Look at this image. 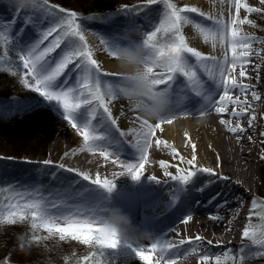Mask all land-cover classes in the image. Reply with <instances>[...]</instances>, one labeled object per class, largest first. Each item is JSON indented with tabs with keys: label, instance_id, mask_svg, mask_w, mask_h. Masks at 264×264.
Masks as SVG:
<instances>
[{
	"label": "snow or ice",
	"instance_id": "snow-or-ice-1",
	"mask_svg": "<svg viewBox=\"0 0 264 264\" xmlns=\"http://www.w3.org/2000/svg\"><path fill=\"white\" fill-rule=\"evenodd\" d=\"M14 2L19 9L29 8L30 10L48 11V0H27V3L25 0H14ZM227 2L235 8V16L229 14V22L224 21L222 14L218 19L201 12L196 7L178 8L171 0H147L145 7L161 3L163 8L158 23L154 28L144 33L142 41L150 49L149 56L153 52L162 53L167 50L175 57L174 67L167 74H155V79L152 80L153 85L164 90L172 106H179L188 98L187 93L178 95L174 87L177 85V81L182 78L187 82L186 86L194 93V96L203 100L201 104L203 110L200 111V116H204L210 111L217 114L224 113L231 104L233 105L232 116L236 118L242 117L249 109L252 110L253 114L249 119V126H252L256 116L255 108L248 102V94L250 92L255 101H259L261 97L257 91L250 90L248 85L239 83L232 73L239 66V76L247 78L245 66L249 62L247 58L252 54V38L243 34L239 27L250 23V21L239 19L240 9L243 7L248 13L260 12L261 9L242 4L241 0H227ZM260 2L264 4V0H260ZM121 11L129 10L122 9ZM59 12L65 13V16L58 18L57 22L42 30L40 38L28 46L26 51L19 53L18 59L22 68L26 70L25 75L31 78V83L28 79L23 82L31 91L38 93L46 101L55 103L63 109L65 121L82 138L83 143L80 151L93 154L98 152L105 160L113 157V164L123 166L132 179L139 180L143 176L148 152L152 148L156 130L163 131L162 125L172 124L177 115L175 113L168 115L155 124L143 121L139 115H136L133 122L138 123V127L128 131L121 130L118 119L113 116L110 108V104L122 96V90L118 87L119 73L101 70V63L94 58V52L88 46L81 24L76 22L77 14L68 12L64 8H59ZM186 13H196L206 20L212 21V25L209 26L195 22L194 27L204 42L211 43L213 49L216 48L217 44L222 49L227 45L223 59L214 55L205 56L188 45L182 33V27L194 22ZM24 22L29 23L30 21L25 19ZM16 23L17 18L15 16L6 21H0V38L10 39V35L5 36V29L7 28L10 33ZM125 30L132 32L135 29L133 26L127 25L118 38L112 42L99 37V43L104 46V51L114 59L115 52L122 43ZM20 31L22 32L23 29ZM158 35H162L166 39H158ZM260 42L264 43V41ZM229 50L232 54L231 59L228 57ZM189 57L194 58V61L190 62ZM70 65L73 66L72 69L69 68ZM72 70L78 73L74 83L70 84L67 79L60 81V77L66 76V73ZM198 70L207 75L208 80L211 81L210 84L201 79ZM147 71L152 73L153 69L149 67ZM103 77H116V80H105L102 79ZM161 86L165 87L162 88ZM233 89H239L240 94L244 95V99L241 100L239 95L233 99ZM85 108L87 109V117L84 116V122L81 123L78 114ZM132 110L139 112L138 108L133 107ZM189 114L187 110L183 112V115ZM121 115H124L123 109ZM221 123L225 124L233 134L243 132L239 123L234 127L231 126L230 120H221ZM128 137H132V140H128ZM155 143L157 146L164 145L165 148L171 149L173 156L179 155L166 141L157 139ZM187 143L191 145V159L185 160L182 156L179 158L190 168H178L177 174L173 175L167 170L169 165L161 161L160 167L164 169V175L184 186L192 183L194 178L201 173L216 176L217 173L213 169L197 166L196 145L190 139L187 140ZM121 144H127L136 149L139 154L136 163H127L120 158L117 153ZM43 163L47 166L53 162L46 160ZM57 167L64 168L63 165H57ZM65 170L75 172L83 181L95 185L98 190L94 193L90 192L88 196L80 199L82 193L89 190L73 191L72 185L76 181L70 182L56 195L43 193L39 186L31 189L15 188L12 195L7 198L8 203L6 205L0 204V225H14L18 221H25L30 218L33 230H42L49 236L58 235L60 241L71 239L95 249L96 251L83 258L84 264H108L106 257L109 254L121 256L120 249L122 247L130 249L131 253L145 264H152L153 257L145 254L143 245L138 242L115 240L111 231L101 226L105 209L102 206L100 193H111L115 188V181L101 180L99 175L92 179L88 172H79L71 168ZM150 177L157 180L155 176ZM221 178L226 179L225 177ZM9 188H12V185L0 186V191ZM198 191H203V189H198ZM224 204H227V201H224ZM220 206L222 205H218V207ZM257 207L258 202L253 200L250 218ZM260 207L264 209V205H260ZM209 218L217 219L218 217L210 216ZM192 219L193 215L189 214L182 218L180 223L188 224ZM261 219H264V216H261ZM172 231H175V228ZM242 238H250L254 244L264 247V230L257 234L255 231L250 232L249 228H245ZM32 239L39 241L40 237L34 235ZM203 240L204 238L200 235L195 236L194 239L191 237L180 239L178 243L166 240L161 242V239H155L151 243L150 250L160 253L157 259V264H159V260L164 259V253L185 244L195 245ZM211 243L208 241V244ZM190 251L196 253V248H192ZM188 254L189 250H185L183 254L176 253L174 257L166 260V264H177V260L182 258V255L186 257ZM243 259L241 256L240 260L243 261ZM210 260H214V264H222L219 255L213 256L205 252L199 256L200 264H207ZM77 264H81V262L77 261Z\"/></svg>",
	"mask_w": 264,
	"mask_h": 264
},
{
	"label": "rangeland",
	"instance_id": "rangeland-1",
	"mask_svg": "<svg viewBox=\"0 0 264 264\" xmlns=\"http://www.w3.org/2000/svg\"><path fill=\"white\" fill-rule=\"evenodd\" d=\"M171 2L176 4L178 8L188 7L186 6V3H184V0H171ZM146 3L147 0L129 2L121 1L114 6L109 2H103L97 9L84 11L75 8H65L48 0V11H42L30 10L29 8L19 9L14 0H0V9L8 7L11 12V15L9 14L10 16H0V21H6L14 16L16 18L19 16V18H17L18 24H15L10 33L7 28L5 29V36L10 35L11 38H0V115L3 118L2 123H9L10 125V127L7 128L8 130L2 131L6 134L0 133V186L12 185V188L0 191V204L6 205L8 203L7 198L12 195V191L15 188L31 189L35 186H39L43 193H52L53 195H56L61 189L67 187L70 182L76 181V183L72 185L73 191L82 189L89 190L83 192L80 199L88 196L90 192L94 193L98 190L95 185H91L89 182H84L78 179V177H74L70 182L66 181L67 179L63 175L64 171L57 167L58 164L56 165L53 163L47 166L44 165V161L50 160L63 165L70 164L75 166L74 168L76 171L86 172V169L81 162L75 163V158L79 156L75 155V151L72 150L75 147V143L70 140L75 139L79 134L65 121L63 109L55 103L46 101L39 96L38 93L31 91L29 87L25 86L23 81L28 79L31 83V78L30 76L25 75L26 70L22 68V64L18 59L19 53L23 51L22 48L19 49L20 45L21 47L24 45L28 47L33 41L38 40L39 38L33 37L34 34H41L42 30L53 25L57 22L58 18H63L65 13H60L59 8H64L68 12H75L77 14L78 19L76 22L81 24L87 43L93 41L95 48L103 53L106 59L116 62L114 58L110 57L104 51V46L99 43V37L101 36L109 42L115 41L124 31L125 27L131 25L135 29L131 34L135 39L142 40L144 38V33L154 28L158 23L163 8L161 3L145 7ZM249 6L259 8L261 11L248 13L242 7L240 9L239 19H247L250 23L246 26L244 24L240 25L239 27L243 34L252 38V47L254 48L255 46H258L259 41H264V4L256 3ZM122 9H128L129 11H121ZM186 15L193 20L194 23L188 24L193 27L195 22H199L203 26L212 25L210 21L198 16L196 13H186ZM90 17H92V19H90ZM36 18L42 19L43 24L41 27V23L37 24ZM25 19H28L30 22L25 23ZM21 29H23L22 32L20 31ZM21 33L22 36L18 37ZM158 39H166V37L158 35ZM261 44L264 46V43ZM24 51H26V49ZM259 55H264V48ZM53 56H55V54H53ZM189 60L190 62L194 61V58L189 57ZM72 68L73 66L70 65V69ZM74 71L75 70H72L66 73V76H62L61 80L64 81L65 79H68L70 73L72 74ZM102 79L115 81L116 77H103ZM177 84L179 85L178 91H180V93L184 89L189 90V92L191 91L187 88L182 78L177 81ZM258 94L261 97L260 99H263L264 88ZM122 97L123 96H120L116 101L110 104L113 116L117 119L119 116L114 113V109L118 102L121 101ZM200 102L203 103V100H200ZM181 108L182 106H175L174 108H170L169 112L176 113ZM191 109L193 112L194 110H198L197 108ZM44 111L50 112L55 119V124H51L55 136L47 150L43 149L44 140L38 139L34 136V130L40 126L42 121L41 117ZM78 115L79 118H82V115L86 118L87 109H82L81 113ZM119 147L126 150L124 144H121ZM19 149H22L21 154L16 152V150ZM126 152L131 154L133 153V150L129 148ZM109 167L110 165L101 167L97 170L98 173L94 176L97 177V175H99L101 180H112V178L105 173V170ZM145 169H148L146 163ZM120 177L121 176H119V179ZM122 178L127 179L128 184L133 182L131 175H128L127 171ZM24 180L27 181L24 182ZM143 183L144 181L142 180L141 182H134V184L139 185H142ZM123 190H119L117 186H115L111 193H100L102 206L105 209L104 217L112 209H118L126 215L131 221V234L133 235V241L143 245L145 254L153 257L152 264H157V259L159 258L160 253L150 250L151 243L155 239H161V242L165 240L171 242L170 238L173 236L169 229H165L162 232L153 230L155 227L165 222V219L161 222L157 221V217L160 214L159 211L164 207H159V210L156 213L144 209H137L136 205L129 204L130 201H128L127 198L137 197L138 195H147L151 190H143L141 194L139 193L137 196L134 195L133 192ZM206 203L207 202L199 201L195 202V204L191 203L192 205H189L198 208L200 205H205ZM260 205H264V198L259 194L258 207L250 218V212L252 210L251 205L250 210L246 214L247 220L244 227V229L249 228L250 232L255 231L257 234H259L261 230H264V219H261V216H264V209H262ZM189 212H184L183 218L189 214L193 216L196 214V211ZM181 219V217H177L172 220L167 228L182 224L180 223ZM142 231H149L153 234L150 236L152 239L148 245L145 244L141 238ZM186 232L189 231L186 230ZM34 235L39 236L40 240L34 241L33 248L43 257L44 264H77V261L84 264L83 258L89 256L93 251H96L95 249L82 245L77 241H72L71 239L60 241L58 235L49 236L48 233L42 230H33L29 218L25 221H18L14 225H0V264H38L37 262H34L36 260L26 262V258L21 257L25 252L31 253V247L23 250L18 244H14L16 239L20 236L27 237L29 241H32ZM52 239L65 242V244H68L70 251L66 252L60 249L55 251L54 247L50 245ZM230 240L235 242L227 245L221 253L214 252L212 246L207 242H198L195 245L185 244L184 246L189 245L190 250L196 248V253H192L195 257V264H200L199 256L203 255L205 252L213 256H221L222 264H246L244 263V256L247 253L241 251V249H243L241 246L246 245L248 242L253 244L252 240L250 238H242V234L239 237H231ZM3 241H6L8 246L4 245ZM178 241L179 240L173 242L178 243ZM179 248L181 247L175 249ZM175 249L171 251L173 252ZM166 253H164V259L159 260V264H166ZM120 255L121 256L109 254L106 257L108 264H145V262L136 258L134 254L131 253L130 249H124L122 247L120 249ZM241 256L244 258L243 261L240 260ZM233 257H235V259H233ZM40 259L42 258L40 257ZM97 259H99V257H97ZM207 264H214V260L208 261Z\"/></svg>",
	"mask_w": 264,
	"mask_h": 264
},
{
	"label": "bare ground",
	"instance_id": "bare-ground-1",
	"mask_svg": "<svg viewBox=\"0 0 264 264\" xmlns=\"http://www.w3.org/2000/svg\"><path fill=\"white\" fill-rule=\"evenodd\" d=\"M184 3L188 7H196L201 12L209 16H215L218 19L222 14L225 22H228L230 13L235 16V8L230 6L227 0H184ZM241 3L252 5L261 2L260 0H241ZM210 22L212 23V21ZM247 24L244 25L246 26ZM182 33L190 47L200 51L205 56L214 55L219 59H223L227 45L222 49L217 44L216 48L213 49L211 43L204 42L195 27L188 24L182 27ZM33 37L40 38V33L34 34ZM88 46L93 50L94 58L101 63L102 71L119 73L120 70L116 62L106 59L103 53L95 48L93 41H89ZM21 48L24 51L27 46L21 47L20 45L19 49ZM263 48L264 46L260 41L258 46L252 47L253 53L247 58L249 62L245 66L247 78L239 76V66L232 73L239 83L248 85L250 90H255L258 93L264 88V55H259ZM231 55L229 50V59H231ZM77 75L76 71L72 72V74L70 73L67 79L68 82L70 84L74 83ZM198 75L207 83H211L207 75L202 71L198 70ZM61 79L62 77H60V81H63ZM184 83L185 85L187 84L186 81ZM174 87L178 95H184L186 92L188 98L184 100L183 104L179 105L182 108L175 113L177 118L174 122L162 125L163 131L160 129L156 130L152 148L148 152V160L146 162L148 169L144 168L143 176L139 180L133 179L134 182L144 181V185L136 186V190L139 193L144 189H150L151 192L147 195H138L127 199L130 201L129 204L136 205L137 209L148 210L152 213L157 212L159 207L166 206L167 210L162 212L163 215H167L165 222L153 230L162 232L165 229H169L173 235L170 238L171 242L189 237L194 239L195 236L200 235L204 238L202 242L207 241L208 243V241H211L212 243L209 245L212 246L213 251L221 253L227 245L235 242L230 240L231 237H239L243 233L247 220L246 214L250 210L253 200L258 202L259 194L264 198V135H261V133H264V98L255 101L249 92L248 102L255 108L256 116L252 126H249V119L253 114L251 109L242 117L236 118L232 116L233 105L229 104L227 111L224 113L217 114L214 111H210L204 116H200L197 114L203 109L201 108L202 103L199 101V97H195L194 93L189 92L187 89L180 93L178 84ZM238 95L241 100L244 99V95L240 94L239 89H233V99ZM174 107L171 105V108ZM132 108L129 101L122 97L114 109V113L119 116L118 123L121 130L128 131L131 128L138 127V123H134L133 120L136 115L140 114L132 110ZM191 108H197L198 110L193 112ZM122 109L124 110V115H121ZM185 110L190 114L183 115ZM172 114L174 113L169 112L168 115ZM81 117L79 118L78 115V119L83 123L84 115ZM221 120H230L233 127L239 123L243 128V132L231 133L228 127L221 123ZM151 123L155 124L157 121H152ZM127 139L131 141L132 137ZM157 139L166 141L179 155L173 156L171 149L165 148L164 145L157 146L155 143ZM188 139L196 145L197 166L211 168L217 175L209 176L201 173L189 185L181 186L179 182L170 180L164 175V169L160 167V163L161 161L168 163L169 167L167 170L173 175L177 174L178 168L189 169L190 166L181 162L179 158L182 156L185 160L191 159L192 149L191 145L187 143ZM70 141H74L75 147L72 150L75 151V155L79 156L75 158V163L81 162L92 179L96 178L94 175L98 173L97 170L110 165L105 170V173L115 181V186L119 190L126 189L127 179L122 178L126 169L123 166L113 164V157L105 160L98 152L92 155V153L89 154L87 151H80L83 143L80 135ZM124 146L126 150L119 147L117 154L127 163H136L139 158L136 149L127 144H124ZM127 148L128 150L129 148L132 149L133 153L129 154V152H126L128 151ZM68 168L64 167L62 170L66 171L65 169ZM70 173L75 175V172ZM119 176H121L120 179ZM150 176H155L157 180L151 179ZM64 177H69L68 180H73L68 174H64ZM201 188L203 191H198ZM213 197H216V199H213ZM199 201L207 203L200 205L198 208L189 205ZM224 201H227V204H224ZM218 205L222 206L218 207ZM189 211H196V214L188 224L167 228L172 220L177 217L183 218V213ZM210 216H217L218 218L210 219ZM174 228L175 231H172ZM186 230L189 232H186ZM151 235L153 234L149 231H142L141 238L145 244L148 245L150 243ZM133 242L136 243L135 241ZM185 250H189V254L186 257L182 255V258L177 260V264H187V262L188 264H195V257L192 255L189 245L166 253L165 258H172L176 253L183 254Z\"/></svg>",
	"mask_w": 264,
	"mask_h": 264
},
{
	"label": "clouds",
	"instance_id": "clouds-1",
	"mask_svg": "<svg viewBox=\"0 0 264 264\" xmlns=\"http://www.w3.org/2000/svg\"><path fill=\"white\" fill-rule=\"evenodd\" d=\"M131 33L125 30L122 43L115 52L116 64L120 70L118 87L132 107L138 108L141 120L158 122L168 116L171 102L163 89L152 84V80L157 73L167 74L174 67L175 57L167 50L162 53L156 51L149 56L150 49ZM149 67L153 69L152 73L147 71ZM101 226L109 229L115 240L133 242L131 221L120 210H110Z\"/></svg>",
	"mask_w": 264,
	"mask_h": 264
},
{
	"label": "trees",
	"instance_id": "trees-1",
	"mask_svg": "<svg viewBox=\"0 0 264 264\" xmlns=\"http://www.w3.org/2000/svg\"><path fill=\"white\" fill-rule=\"evenodd\" d=\"M54 3H57L65 8H75L80 9L84 11H90L92 9H97L103 2H109L111 5H117L121 1L129 2V1H140V0H49ZM74 5V6H72ZM42 121L40 126L37 127L34 131V136L38 139L44 140V150H47L49 145L53 142L55 132L52 131L51 124H55V119L53 115L50 112L44 111L42 114ZM2 117L0 115V133L6 134L2 131L8 130L7 128L10 127L9 123H2ZM18 154H21L22 149L16 150ZM45 153V152H44ZM33 180V179H30ZM27 180H24V182ZM21 240V242H20ZM4 245L8 246V243L3 241ZM14 244H18L23 250L26 248L32 249L31 253L25 252L21 257L26 258V262H31L32 260H36L34 262H37L38 264H44L43 257L38 253L37 250L33 248L34 240L29 241L27 237H18ZM50 245L54 247V250H63L66 252H69L70 249L68 248V244H65V242H60L55 239L51 240ZM243 251L247 253L244 258L246 264H264V247H261L260 245L252 244L251 242H248L246 245H242ZM52 249V248H51ZM53 250V249H52ZM4 256V255H2ZM16 256V255H15ZM26 256V257H25ZM40 257L42 259H40ZM16 258V257H13ZM14 260V259H13ZM17 260V259H15ZM21 260V259H18Z\"/></svg>",
	"mask_w": 264,
	"mask_h": 264
}]
</instances>
